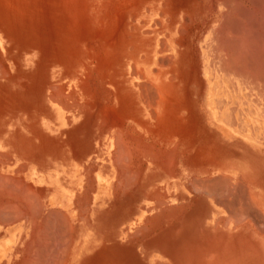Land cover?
Listing matches in <instances>:
<instances>
[{"label": "rangeland", "instance_id": "1", "mask_svg": "<svg viewBox=\"0 0 264 264\" xmlns=\"http://www.w3.org/2000/svg\"><path fill=\"white\" fill-rule=\"evenodd\" d=\"M263 2L0 0V39L3 43L0 46V67L7 72V76H3L5 73L2 70L3 77L0 76V96H7L4 99H7V105L11 108L24 106L25 111L27 107L36 112L42 104L41 110L44 111L41 115L16 114L8 117L11 116L15 122L20 123L25 122L24 120L32 123L44 121L46 128L51 131L48 136L62 140L65 155L76 158L77 148H85L88 151L87 160L94 165L97 172L102 166L103 140L106 137L110 142L109 145L105 144L107 154L111 145V149H115L118 154L119 144H116L123 143V148L127 149L126 155L129 151V159L133 156L135 140L134 137L130 140L128 136L135 135L133 128L137 124L144 128L143 143L148 153L157 154V150L159 155L162 153L165 157L166 149L160 144H154V139L151 138V135L158 131L153 130L150 125L173 123L177 136L182 134L184 124L204 123L207 80L214 91L223 88L236 97H243L252 109L259 108L264 115V57L262 64L259 61L256 65L260 68L259 71L256 66L253 67L254 74H250V70L242 71L240 66L235 68L243 73L242 76H229L231 72L227 71L232 70L233 66L230 61L227 63L225 49L218 42L219 38L225 37L227 28L229 31L236 28L237 16L246 15L254 7L261 8ZM153 38L155 39L152 48ZM204 38H207V41L203 42ZM256 73H259V77ZM255 74L260 81L256 80ZM149 84L152 87L146 89ZM148 89L150 90L147 91ZM145 95L150 96L147 98ZM49 105L61 108L60 113L57 115L51 112ZM108 122L110 127L112 123L113 126L104 131L108 129ZM125 128L127 130H123ZM115 131L121 134V139L117 140ZM31 133L36 134V131ZM2 134L7 133L3 131ZM113 138L121 142H116ZM144 144L143 150L146 152ZM148 145L151 146V151ZM174 147V164L169 162L163 167L161 161L159 165L152 162L143 163L144 177L137 181L139 185L143 182L144 190H134V162L113 163L112 155L111 165L116 172L113 181L117 182L114 184L115 190L124 193L127 206L132 208L122 212L123 222L131 226L126 232L128 252L137 256V260H132V264H264V210L258 212L254 196L251 201L247 190H219L220 193L215 190L219 195L215 194L214 190H206L205 194V182L200 187L201 179L198 177V171L194 170L191 175V188L183 190L184 164L181 162V155H178L182 148L181 142L175 139ZM144 152V156L150 158L149 154ZM132 158L130 160H133ZM119 166L122 168L121 174L126 173L123 178L119 177ZM155 167L159 171V178L147 177L146 172ZM105 178L109 181L106 189L109 190L112 177ZM188 181L187 179L185 182ZM195 182L200 184L196 185L199 188L194 187ZM68 183L66 182V185ZM127 184L131 189L128 186L126 188ZM124 189L128 190L124 192ZM211 195L214 196L213 200ZM238 195L242 199L248 198L249 206L250 203L252 205L250 211L237 212L244 214L242 216L245 217L241 216L244 220L240 217V222L246 225L231 226L228 217L233 213L232 200L237 205L236 202L241 199ZM140 199L141 203L138 202ZM245 202L247 203V200ZM245 202L242 204L246 206ZM239 204L241 205V202ZM247 212H251V217ZM138 214L142 217L139 219V225L135 227L134 221ZM219 214L223 215V226H216L214 223ZM95 217L102 218L101 215ZM150 220L153 225H149ZM250 221L251 223H248ZM140 226L144 228L143 237L139 233ZM135 233L138 238L133 235ZM141 238L143 242L140 241Z\"/></svg>", "mask_w": 264, "mask_h": 264}, {"label": "crops", "instance_id": "2", "mask_svg": "<svg viewBox=\"0 0 264 264\" xmlns=\"http://www.w3.org/2000/svg\"><path fill=\"white\" fill-rule=\"evenodd\" d=\"M225 94L229 97L230 101L232 100L233 102L224 109L223 114L225 122H217L209 117L208 112L210 107H208L205 101L204 123L194 125L184 124L182 126L183 132L181 135L179 134L176 136V126L173 123L167 122L150 125L153 127V130L158 131L151 135L152 140L154 139V144H160L161 147L165 148L166 152L170 155L165 153V157L168 156L171 160L168 157L166 160L162 154L161 158L163 159L160 160L158 151L157 155L153 154V157L157 160L159 159L161 162L164 159L165 161L163 162H168V159L169 162L176 161V154L174 153L171 155L170 153L175 152L174 142L175 139H177L178 142H181L182 146L178 155H181V162L184 164L183 190H189L191 188L190 179L192 170H194L195 172L198 171V177L201 179V187L203 182H205V184H207V182L209 183L207 184L208 188L206 187L205 190H230L229 186H233V189L231 187L232 190H242L244 188L247 190L252 200L254 196V201L257 205L256 208L258 210H264V127H260L259 131L256 132V128H253L251 124H244L242 121L243 117L245 115H252L255 111V107L252 109V106L247 105V101L241 99L243 97H236L235 94L228 91H226ZM224 97L225 96H223L222 99H224ZM4 98H7V96H0V178H4L0 179L2 181L1 184L3 183V186L0 185V264H31L30 262H32V264H59L60 261L61 264H132V260H137V256L128 252L126 246V232L131 226L123 222L122 214L123 211L132 208L127 206V198L122 194L121 190L118 192V190L114 189L115 182L113 180L116 172L111 165L112 155L115 158L119 157L121 154L118 155L115 149L112 150V145L108 147L107 154L105 144L108 143L109 145L110 142L107 141V137L104 138L102 166L97 172L100 173L103 178L112 177V181L109 190H95L94 177L97 172L94 165L87 160L88 151L85 148H77L78 156L73 159L71 157L69 158V156H67L68 154L65 155L62 149V140L48 136L51 135V131L46 128L44 121L32 123L24 120L25 122L20 123L15 122L14 118L11 117L16 114L41 115L44 114V111L39 108L34 112L27 107L25 111L24 106H13V108H11L7 105V99ZM22 104L23 103H21V105ZM258 111L260 115L263 116V112H261L259 108ZM218 114L220 115L219 112ZM9 115L11 116L8 117ZM109 125L110 124L107 125L108 129H104V131L110 130ZM140 126L141 125L137 124L135 128H133V130H135L134 137L137 142L136 144L140 142L139 146H135L136 152H141L143 148L144 128ZM123 130L127 129L125 128ZM3 131L7 134H2ZM32 131H36V134H32ZM171 148H173L172 152H170ZM119 149L123 150L124 148H120L119 145ZM123 152L122 157L120 156V164L127 162L125 150H123ZM136 152L135 155L137 156H134L133 160L129 161L136 163H134L136 180H142L144 177V171L142 169L143 162H152L154 158L151 156V158L147 159L146 156H142L143 153L140 155V152L139 154ZM118 153H120V151ZM119 159H114V161L117 160L116 162H118ZM157 160L152 163H156ZM120 171L122 172L121 167H119L118 173H120L119 177H123V173L121 174ZM146 176L152 179H158L159 171L157 167H155V169L152 168L150 172H146ZM217 176L219 177L218 179H216ZM223 178L227 179V183ZM187 179L189 180L188 184L185 182ZM207 179H212V181H208ZM213 180L218 182V184ZM219 180L222 183H220ZM68 181L74 183L80 181V186L66 185ZM9 183H11L10 187L12 185L11 189H9ZM17 184L20 187H18ZM227 184L229 186H227ZM135 186L134 190H144L142 181L140 185L139 182L136 181ZM3 187L6 188L4 189ZM22 188L24 190H22ZM14 189H16V191ZM17 189L21 194L26 195L25 198H27L28 195H33V197L29 196V199H25ZM151 190H153V187ZM167 190L169 189L167 188ZM114 194H116V196ZM24 199L25 201L21 205L23 201L20 202L19 200ZM13 201H15V203ZM16 201L20 202L21 206L19 209L14 208L17 206L16 203H18ZM8 202L14 203V205ZM138 202L141 203V199ZM136 203L137 202H135V204ZM239 203L238 200L237 206L232 200L231 210L233 213H231L232 215L229 218L231 226L246 225L243 222H239L240 217L238 216H242V214H237V212L240 210L241 212L245 211V208H241L244 202H242L240 206ZM5 204L6 209L8 207L7 211L4 208ZM9 207L16 212L14 210L13 212L10 211ZM17 207H19V205ZM29 208H32V210L37 212L40 216L34 212H29L28 210L31 211ZM246 210H248V207ZM14 212H18V214H14ZM58 213L62 215L59 216ZM23 214L26 216H22ZM56 214L59 220L62 217V221H64L63 219H65V221L62 223L57 220ZM234 214L237 217H235ZM97 215H101L102 218H96L95 216ZM138 215L139 216L136 215L137 217L134 221L135 227L139 225V219L142 217L141 214ZM34 216H36L35 219ZM217 216L219 218L215 219V225L222 226L223 215L219 214ZM45 217L47 221L46 219L41 221ZM247 220H249V218ZM149 225H153L152 220ZM50 226L53 227L51 228ZM56 226L60 229L58 230ZM66 226L69 227L68 230ZM47 230H49V233ZM51 230H53L54 233ZM57 232L59 234H57ZM141 232L143 233H140V235L143 237L144 228L141 229ZM37 239L42 243L38 244ZM57 240L58 242H56ZM140 241L143 242V238H141ZM151 241L153 240L151 239ZM41 245L43 246L41 247ZM61 246L64 247L62 248ZM39 247L40 250L37 249ZM27 248L29 252H27ZM33 248L35 250L37 249V252H35ZM63 250H65L66 253ZM33 251L35 253H33ZM54 256H56L55 259ZM52 259L54 261H52Z\"/></svg>", "mask_w": 264, "mask_h": 264}, {"label": "bare ground", "instance_id": "3", "mask_svg": "<svg viewBox=\"0 0 264 264\" xmlns=\"http://www.w3.org/2000/svg\"><path fill=\"white\" fill-rule=\"evenodd\" d=\"M257 1V0H256ZM260 1V0H259ZM262 1V0H261ZM264 1V0H263ZM50 2H52V1H50ZM237 3V2H236ZM48 4V3H47ZM105 5V4H104ZM122 5V4H121ZM262 6H263V8H262V6H261V8L259 7V8H253L252 10H250V12H246L247 14L246 15H241L240 17L239 16H237L236 17V19H237V26H236V28L235 29H232V30H228L229 28H227V30H226V34H225V37H221V38H219L220 40L218 41V42H220V44H221V46H222V48H224L225 50H224V52H225V56H227V63H228V61H230V65L232 64V66H233V68H231L232 70H229V71H227V72H231V75H229V76H235V77H240V76H242V72H239L238 71V69L237 68H239L240 66V68L242 69V71L243 70H245L244 72H249L248 70H250L251 72H249L250 74L252 73V71L254 70V68L253 67H255L256 65H258L257 63L260 61L261 62V60H262V58L264 57V2H263V4H261ZM54 6V5H53ZM109 6V5H108ZM109 9V8H108ZM119 9V8H118ZM126 9V8H125ZM246 9V8H245ZM245 9H243V10H245ZM250 9V8H249ZM237 11V10H236ZM118 12V11H117ZM237 12H239V11H237ZM241 12V11H240ZM106 13V12H105ZM242 13V12H241ZM100 15H102V14H100ZM103 17V16H102ZM105 17V16H104ZM103 17V18H104ZM120 17V16H119ZM118 17V18H119ZM121 18H123V17H121ZM183 18V17H182ZM107 19V18H106ZM234 19V18H233ZM108 20H109V18H108ZM111 20V19H110ZM116 20V19H115ZM118 20V19H117ZM116 20V21H117ZM132 20V19H131ZM188 20V19H187ZM186 20V21H187ZM107 22V21H106ZM184 22V21H183ZM234 22H235V20L233 21V24H234ZM105 23V22H104ZM109 22H107V24H108ZM119 23H120V21H119ZM185 24V23H184ZM100 25V24H99ZM189 25H191V24H189ZM188 25V26H189ZM232 27H234L233 25H231ZM101 27V26H100ZM115 27V26H114ZM112 31V30H111ZM112 33V32H111ZM146 33V32H145ZM210 33V32H209ZM117 34H118V32H117ZM152 34H154V33H152ZM211 34V33H210ZM113 38V37H112ZM154 39L155 38H153V40H152V48L154 47ZM213 39V38H212ZM114 41V40H113ZM178 41V40H177ZM205 41H207V38H204L203 39V42H205ZM112 42V41H111ZM115 42V41H114ZM180 42V41H179ZM1 43H2V39H0V46H1ZM161 43V42H160ZM178 43V42H177ZM3 44V43H2ZM179 44V43H178ZM111 45V44H110ZM179 46V45H178ZM219 46V45H218ZM162 46H160V48H161ZM221 48V49H222ZM203 49V48H202ZM165 58V57H164ZM160 59V58H159ZM168 59V58H167ZM164 60V59H163ZM166 60V59H165ZM169 60V59H168ZM161 61V60H160ZM264 61V60H263ZM262 61V62H263ZM164 62V61H163ZM206 62V61H205ZM223 62V61H222ZM262 62H261V64H262ZM160 63V62H159ZM165 63V62H164ZM219 63H221V62H219ZM226 63V62H225ZM163 64V63H162ZM229 64V63H228ZM193 65V64H192ZM220 65V64H219ZM230 65H228V66H230ZM259 65H260V63H259ZM263 65V69H264V63L262 64ZM1 66V65H0ZM235 67H237V68H235ZM257 67V66H256ZM1 69H0V76L1 77H3V76H7V72L5 73V70H4V68L3 67H0ZM3 68V69H2ZM244 68V69H243ZM258 68V67H257ZM262 69V70H263ZM2 70H4L3 72L5 73L3 76H2V74H3V72H2ZM258 71L260 70V68H258L257 69ZM256 70V71H257ZM8 71V70H7ZM136 71H137V69H136ZM153 71H154V69H153ZM264 71V70H263ZM239 72V73H238ZM197 73V72H196ZM242 73V74H241ZM249 73H247V74H249ZM252 74H254V73H252ZM257 75H258V77H259V73H256ZM256 74L254 75V77L256 76ZM261 74H263V72L261 73ZM253 76V75H252ZM139 77V76H138ZM228 77V76H227ZM254 77H253V79H254ZM261 77V76H260ZM88 78V77H87ZM256 78V77H255ZM148 79V78H147ZM248 79V78H247ZM22 79H20V81H21ZM251 80H252V77H251ZM256 80H258L257 78H256ZM264 80V79H263ZM263 80H261V81H263ZM23 81V80H22ZM148 81H149V79H148ZM218 81V80H217ZM258 81H260V80H258ZM223 82V81H222ZM17 83V82H16ZM140 85V84H139ZM141 85H142V83H141ZM143 85H146V84H143ZM150 85V84H149ZM263 85H264V83H263ZM81 86V85H80ZM219 86V85H218ZM228 86V85H227ZM140 87V86H139ZM149 87H152L151 85L150 86H147L146 87V89L147 88H149ZM207 87H208V89H207V92L205 93V101L207 102V105H208V107H210V109H209V112H208V114H209V117H211L213 120H215V121H217V122H225V119H224V114H223V112H224V109H225V107H227V106H229L231 103H233L232 102V100L230 101V99H229V97L228 96H226V94H225V90L223 89V88H221V89H218L217 91H214V88H212L211 86H210V81H208L207 80ZM232 87V86H231ZM50 88H52V87H50ZM142 88V87H141ZM140 88V89H141ZM263 88H264V86H263ZM54 89V88H53ZM52 89V90H53ZM150 89H152V88H150ZM150 89H148L147 91H149ZM55 90V89H54ZM58 90V89H57ZM153 90V89H152ZM230 90V89H229ZM233 90V89H232ZM62 91V90H61ZM93 91V90H92ZM142 91H144V90H142ZM147 91H145V92H147ZM155 91V90H154ZM153 91V92H154ZM264 91V90H263ZM140 93H141V90L139 91ZM151 92L152 91H150L149 93L151 94ZM156 92V91H155ZM235 92V91H234ZM148 93V94H149ZM56 94V93H55ZM61 94L62 93H60V96H61ZM145 94V93H144ZM147 94V93H146ZM155 94V93H154ZM243 95V94H242ZM60 96H59V98H60ZM67 96V95H66ZM147 98L150 96V95H145ZM223 96H225L224 97V99H222L223 98ZM50 97V96H49ZM62 97V96H61ZM91 97V96H90ZM96 97V96H95ZM56 98V97H55ZM68 98V97H67ZM144 98V97H143ZM147 98H145V99H147ZM150 98H152V96L150 97ZM158 98V97H157ZM157 98H155V100L157 99ZM232 98V97H231ZM250 98V97H249ZM98 99V98H97ZM242 100L244 99L245 101H247V99H245V98H241ZM53 100V99H52ZM63 100V99H62ZM140 100H142L141 98H140ZM152 100V99H151ZM264 100V99H263ZM149 101V100H148ZM147 101V102H148ZM238 101V100H237ZM240 101V100H239ZM250 101V100H249ZM142 102V101H141ZM149 102H151V101H149ZM61 103V102H60ZM144 103V102H143ZM154 103V102H153ZM72 104V103H71ZM148 104V103H147ZM249 104V102L247 101V105ZM244 105V104H243ZM242 105V106H243ZM41 106H42V104L40 105V109H41ZM49 106H51L50 107V111L51 112H53V113H56L57 115H58V113H60V110H61V108H59V107H57V106H54V105H49ZM152 106V105H151ZM249 106H251V105H249ZM66 107V106H65ZM64 107V108H65ZM108 107V106H107ZM147 107V106H146ZM68 107H66V109H67ZM254 108V107H253ZM96 109V108H95ZM111 109V108H110ZM109 109V110H110ZM150 111H152V110H150ZM99 112V111H98ZM106 112V111H105ZM113 112H114V110H113ZM218 112L220 113V115L218 114ZM87 113V112H86ZM93 113V112H92ZM103 113V112H102ZM101 113V114H102ZM111 113V112H110ZM152 113H153V111H152ZM105 114V113H104ZM109 115V114H108ZM107 115V116H108ZM106 116V115H105ZM113 116V115H112ZM153 116V115H152ZM219 116V117H218ZM87 119H88V117H86ZM105 118H107V117H104V119ZM152 118V117H151ZM110 120H108L109 122L110 121H112L111 120V118H109ZM112 119H113V117H112ZM85 120V119H84ZM115 120V119H114ZM105 121V120H104ZM243 123L244 124H251V126H253V128H256V132H258L259 131V128L260 127H264V115L262 116V115H260V113H259V111H258V109H255V111H254V113L252 114V115H245L244 117H243ZM85 122V121H84ZM109 122H108V124H109ZM121 122V121H120ZM111 123V122H110ZM117 123H118V121H117ZM100 124H101V122H100ZM104 124H105V122H104ZM108 124H106V125H108ZM120 124H122V123H120ZM124 124V123H123ZM111 125V124H110ZM110 125H109V127H110ZM112 126H113V123H112ZM111 126V127H112ZM100 127H102V126H100ZM110 127V128H111ZM106 128V127H105ZM85 129V128H84ZM232 130V129H231ZM103 132V131H102ZM101 132V133H102ZM115 132H117V131H115ZM236 132V131H235ZM126 133V132H125ZM127 133H128V131H127ZM126 133V134H127ZM260 133V132H259ZM126 134H124V136L126 135ZM119 135H121L120 133L118 134V132H117V136H118V138H117V140L118 139H121V138H119ZM128 135V134H127ZM123 136V137H124ZM131 136H132V138H131ZM121 137V136H120ZM122 137V138H123ZM128 137H130V140L131 139H133V135H129ZM128 137H126V138H128ZM137 137V136H136ZM263 138V137H262ZM116 142H121V140H119V141H117L115 138H113ZM123 140H125L124 138H123ZM122 140V141H123ZM134 140H136L135 139V137H134ZM139 140V139H138ZM137 140V141H138ZM115 141H113V142H115ZM126 142H127V140H126ZM129 142V141H128ZM124 143H125V141H124ZM132 143H133V140H132ZM137 142L135 141V146L136 145H138L139 146V143L138 144H136ZM258 143V142H257ZM113 144H115V143H113ZM118 144L120 145V148H122L123 149V147L121 146V145H123V143L122 144H120V143H117L116 145L118 146ZM129 144V143H128ZM144 144V143H143ZM141 145V144H140ZM147 145V144H146ZM152 145V144H151ZM123 146H125V145H123ZM128 147H129V145H127ZM134 146V147H135ZM137 146V147H138ZM149 146V145H148ZM116 147V146H115ZM134 147H132V149L134 148ZM136 147V148H137ZM151 146H149V150L151 149L150 148ZM153 147V146H152ZM158 147V146H157ZM118 148V147H117ZM116 148V149H117ZM141 148H142V146H141ZM144 148H145V151L148 153V150L146 149L147 147H145V144H144ZM119 149V148H118ZM117 149V150H118ZM126 148L124 147V149L123 150H125ZM137 149H139V148H137ZM154 149V148H153ZM174 149H175V147H174ZM123 150H121V149H119V151H120V153H118V155H120L121 157H122V155H123ZM127 150V149H126ZM125 150V152L127 153V151ZM128 150H129V148H128ZM131 150V149H130ZM140 150V149H139ZM142 150H143V148L141 149V152H140V155H141V153H143L144 152V150H143V152H142ZM155 150H156V148H155ZM162 150V149H161ZM171 151L170 152H172V150H173V148H171L170 149ZM122 151V152H121ZM137 151V150H136ZM135 150H134V153H133V156H131L130 157V159L133 157L134 158V156H137V155H135V152H136ZM151 151V150H150ZM116 152V151H115ZM132 152V151H131ZM139 152H136V153H138L139 154ZM146 152H144V153H146ZM156 153H157V150L155 151ZM117 153V152H116ZM175 152H173V153H170L171 155H173ZM115 154V153H114ZM149 154V153H148ZM160 154H162V153H160ZM166 154H168L169 155V153H167L166 152ZM126 155V154H125ZM127 155H129V151H128V154ZM126 155V159L128 160L129 159V156H127ZM155 155V154H154ZM154 155H150L149 154V156H150V158H151V156H152V158H154V160L153 161H156L157 159L155 158V157H153ZM157 155V154H156ZM163 156H164V154H162ZM119 156V157H120ZM139 156V155H138ZM142 156H144V154H142ZM148 156V155H147ZM170 156V155H169ZM119 157H115L114 159H119ZM121 157H120V159H119V164H120V160H121ZM141 157V156H140ZM139 157V158H140ZM158 157H160L159 159L160 160H162L163 158H161V155L160 156H158ZM157 157V158H158ZM168 156H166L165 157V159L167 158ZM132 158V159H133ZM168 158H170V157H168ZM173 158V157H172ZM125 159V158H124ZM129 159V160H130ZM135 159H137V158H135ZM156 159V160H155ZM159 159L157 160V164L159 165V163H160V161H159ZM165 159L163 160V161H165ZM7 160V159H6ZM123 160V159H122ZM129 160L127 161L128 163H129ZM146 160V159H145ZM167 160V159H166ZM170 160H171V158H170ZM117 161V160H116ZM116 161H113V163H115ZM152 161V162H153ZM158 161H159V163H158ZM162 161V162H163ZM175 161V160H174ZM174 161H171V165L172 164H174V163H172V162H174ZM121 162H123V161H121ZM142 162V161H141ZM161 162V163H162ZM168 162H169V159H168ZM168 162L166 161L165 163L163 162L162 164H163V167H164V165L167 163L168 164ZM176 162V161H175ZM126 163V162H125ZM128 163H127V165H128ZM135 163V162H134ZM144 163V162H143ZM155 163V162H154ZM118 164V163H117ZM116 164V165H117ZM123 164V163H122ZM136 164V163H135ZM135 164H133V166L135 165ZM139 164V163H138ZM142 164V163H141ZM162 164H160V165H162ZM195 164V163H194ZM126 165V164H125ZM170 165V164H169ZM168 165V166H169ZM118 166V165H117ZM116 166V167H117ZM121 166V165H120ZM119 166V167H120ZM131 166V165H130ZM139 166V165H138ZM168 166H167V168H168ZM175 166V165H174ZM118 167V168H119ZM122 167H123V165H122ZM132 167V166H131ZM130 167V168H131ZM140 167V166H139ZM138 167V168H139ZM166 167V166H165ZM171 167V166H170ZM172 168H173V166H172ZM20 169V168H19ZM123 169H124V167H123ZM126 169H127V167H126ZM143 169V168H142ZM166 169V168H165ZM164 169V170H165ZM170 169V168H169ZM121 170V169H120ZM135 170V169H134ZM163 170V169H162ZM172 170H174V168L172 169ZM171 170V171H172ZM128 171H130V170H128ZM136 171H137V169H136ZM140 171V170H139ZM169 171V170H168ZM16 172V171H15ZM121 172V171H120ZM141 172V171H140ZM165 172H167V170L165 171ZM134 173V172H133ZM170 173H172V172H170ZM120 174V173H119ZM123 174H125L126 175V173H123ZM130 174H131V172H130ZM141 174V173H140ZM132 175V174H131ZM136 175V174H135ZM121 177V176H120ZM127 176H125V178H126ZM129 177V176H128ZM139 177V176H138ZM221 177V176H220ZM3 178V177H2ZM2 178H0V179H2ZM119 178V177H118ZM123 178V177H122ZM124 178V179H125ZM131 178H132V176H131ZM215 178V177H214ZM213 178V179H214ZM219 177L217 176V178L216 179H218ZM226 178V177H225ZM4 179V178H3ZM94 179H95V187H96V190H106V189H108V185H109V181L106 179V178H103L99 173H96L95 174V177H94ZM116 179V178H115ZM124 179H123V181H124ZM130 179V178H129ZM221 179V178H220ZM224 179V178H223ZM6 180V179H5ZM16 180V179H15ZM127 180H128V178H127ZM127 180L125 181V183L127 182ZM136 179H135V177H134V179H133V181H135ZM208 181H212V179L211 180H209V179H207ZM215 180V179H214ZM213 180V181H214ZM225 180V182L227 181V179H224ZM14 181V180H13ZM18 181V180H17ZM21 181V180H20ZM119 181V180H118ZM137 181V180H136ZM191 181L193 182V180L191 179ZM221 181H223V180H221ZM1 180H0V185H2L1 184ZM69 182V183H68ZM67 183V185H75V186H77V185H79L80 184V181H78V183H74V182H70V181H68ZM120 182V181H119ZM119 182H118V184H119ZM130 182V181H129ZM129 182H128V184H129ZM132 182V181H131ZM197 182H199V181H197ZM214 182H216V181H214ZM213 182V183H214ZM219 182H220V180H219ZM240 182V181H239ZM7 183V182H6ZM21 183H22V181H21ZM21 183H20V185H21ZM115 183H117V182H115ZM114 183V184H115ZM196 183V182H195ZM212 183V184H213ZM217 184H218V182H216ZM220 183H222V182H220ZM227 183V182H226ZM226 183H224V184H226ZM236 183H238V182H236ZM235 183V184H236ZM10 184L11 183H9V187H10ZM14 184V183H13ZM16 184V183H15ZM19 184V183H18ZM18 184H17V186H18ZM23 184V183H22ZM108 184V185H107ZM117 184V185H118ZM121 184H124V183H121ZM126 185V188H127V186L131 189V187L129 186V185ZM131 184V186H132V183H130ZM133 184H136V183H133ZM187 184H188V182H187ZM190 184H192V183H190ZM198 183H196V184H194V187L197 185ZM205 184V183H204ZM207 184H209L208 182H207ZM207 184H205V185H207ZM215 184V183H214ZM244 184V183H243ZM7 185V184H6ZM24 185V184H23ZM23 185H22V187H23ZM116 185V184H115ZM198 185H200V184H198ZM216 185V184H215ZM240 185V184H239ZM238 185V186H239ZM245 185V184H244ZM3 186V185H2ZM4 186H5V184H4ZM135 186V185H134ZM193 186V185H192ZM203 186V185H202ZM211 186H213V185H211ZM211 186H210V188H211ZM218 186H221V185H218ZM227 186H229L228 184H227ZM235 186V185H234ZM237 186V187H238ZM241 186H242V184H241ZM7 187V186H6ZM5 187V188H6ZM18 187H20V186H18ZM25 187V186H24ZM136 187V186H135ZM201 187V186H200ZM208 188V185L207 186H205V188ZM230 187V190H232L233 189V186H229ZM229 187H228V189H229ZM231 187H232V189H231ZM244 187V186H243ZM4 188V187H3ZM3 188H1V189H3ZM4 188V189H5ZM12 188V185H11V187L9 188V189H11ZM15 188H16V185H15ZM121 188V187H120ZM123 188H124V185H123ZM122 188V189H123ZM196 188H199V186L197 187L196 186ZM240 188H242V187H240ZM20 189V188H19ZM26 189V188H25ZM114 189H115V187H114ZM119 189V188H118ZM193 189V188H192ZM191 189V190H192ZM202 189V188H201ZM235 189H236V187H235ZM239 189V188H238ZM244 189V188H243ZM241 190V191H244V190ZM15 191H16V189H14ZM18 190V189H17ZM22 190H24L23 188H22ZM117 190V189H116ZM125 190H128V189H124L123 191L125 192ZM198 190V189H197ZM207 190V189H206ZM205 190V191H206ZM220 190V189H219ZM218 189H217V191L220 193V191H219ZM3 191V190H2ZM5 191V190H4ZM9 191V190H8ZM19 191V190H18ZM85 191V190H84ZM155 191H157V190H155ZM208 191V190H207ZM207 191L206 192H204L205 194L207 193ZM209 191H211V190H209ZM208 191V192H209ZM236 191V190H235ZM234 191V192H235ZM1 192V191H0ZM118 192H119V190H118ZM194 192V191H193ZM215 194H218L215 190L213 191ZM233 192V193H234ZM237 192V191H236ZM19 193H20V191H19ZM83 193V192H82ZM123 193V192H122ZM157 193V192H156ZM231 193V192H230ZM232 193V194H233ZM248 193V192H247ZM21 194V193H20ZM19 194V195H20ZM124 194V193H123ZM154 194H155V192H154ZM153 194V195H154ZM196 194V193H195ZM194 194V195H195ZM209 195H210V193H208ZM222 194V193H221ZM242 194H244V193H242ZM241 194V197L243 196ZM245 194H246V192H245ZM244 194V195H245ZM249 194V193H248ZM22 196H24V198L26 197V195H23V194H21ZM21 195H20V197H21ZM115 196H116V194H114ZM153 195H151V196H153ZM199 195V194H198ZM204 195V194H203ZM219 195V194H218ZM233 195H235V194H233ZM29 196H31V195H28V197ZM113 196V195H112ZM150 196V195H149ZM197 196V195H196ZM212 196V195H211ZM221 196V195H220ZM236 196V195H235ZM234 196V197H235ZM239 196V195H238ZM248 197L250 196V195H247ZM27 197V198H28ZM31 197H33V195L31 196ZM141 197H143V196H141ZM213 197V198H212ZM211 198H212V200L214 199V196H212ZM219 197V196H218ZM240 196H239V198H241ZM27 198H25V199H27ZM151 198V197H150ZM155 198V197H154ZM164 198V197H163ZM215 198H217V197H215ZM251 198V197H250ZM21 199H23V198H21ZM25 199L24 200H19L20 202L21 201H23V202H21V205H22V203H24V201H25ZM29 199V198H28ZM31 199V198H30ZM113 199V198H112ZM147 199V198H146ZM237 199V197L235 198V200ZM247 200V202H248V204L245 202L246 200ZM245 199H244V197H243V199L241 198L240 200H239V202H241V200H245L244 202L246 203V206L249 208L252 204L250 203V206H249V201H248V198H246L245 197ZM14 200V199H13ZM17 200V199H16ZM150 200H152V199H150ZM155 200H157L158 201V199H156L155 198ZM216 200V199H215ZM217 200H219V198L217 199ZM19 201H16V202H18V203H16L17 204V206L19 205V207H17V206H15L14 208L15 209H19L20 208V202ZM220 201V200H219ZM219 201H216V202H218L219 203ZM221 201H222V199H221ZM251 201H253L252 199H251ZM14 203H15V201H13ZM76 202V201H75ZM216 202H214V203H216ZM235 202V201H234ZM243 202V201H242ZM241 202V203H242ZM255 202V201H254ZM254 202H253V204H254ZM9 203V202H8ZM7 203V204H8ZM14 203H9V204H13L14 205ZM164 203V202H163ZM221 203H223V202H221ZM237 203V202H236ZM4 204V203H3ZM8 204V205H9ZM157 204V203H156ZM156 204H154V205H156ZM161 204V203H160ZM217 204V203H216ZM215 204V205H216ZM220 204V203H219ZM224 204V203H223ZM222 204V205H223ZM225 204H226V202H225ZM7 205V206H8ZM39 205V204H38ZM37 205V206H38ZM180 205V204H179ZM23 206H24V204H23ZM85 206V205H84ZM157 206H159V202H158V204H157ZM156 206V207H157ZM178 206V205H177ZM187 206V205H186ZM220 206V205H219ZM225 206V205H224ZM223 206V207H224ZM226 206H227V204H226ZM238 206V205H237ZM239 206H240V204H239ZM245 205H241V208L243 207V208H245L244 210H245V212H246V208L247 207H244ZM255 206V205H254ZM13 207V206H12ZM78 207V206H77ZM164 207H165V204H164ZM180 207V206H179ZM222 207V206H221ZM257 207V206H256ZM5 209H6V204H5V207H4ZM3 208V209H4ZM33 208V207H32ZM32 208H29V209H31V211L30 210H28L29 212H34L33 210H32ZM166 208V207H165ZM226 209H227V207H225ZM225 208H223V209H225ZM238 208V207H237ZM240 208V207H239ZM7 209H8V207H7ZM7 209H6V211H7ZM225 209V210H226ZM228 209H229V207H228ZM252 209V208H251ZM9 210L10 211H12L13 212V210H11L10 209V207H9ZM8 210V211H9ZM26 210V209H25ZM237 210H239V209H237ZM243 210V211H244ZM258 210V209H257ZM15 211V210H14ZM18 212H20L19 210H17ZM146 211V210H145ZM167 211V210H166ZM183 211V210H182ZM181 211V212H182ZM241 211V210H240ZM239 211V212H240ZM247 211H250V208H249V210H247ZM252 211V210H251ZM256 210H254V212H255ZM4 212V211H3ZM2 212V213H3ZM11 212V213H12ZM16 212V211H15ZM14 212V214H18V212L17 213H15ZM39 212H41V211H39ZM160 212H162V210L160 211ZM179 212V211H178ZM230 212V211H229ZM254 212H253V214H254ZM257 212V211H256ZM255 212V213H256ZM258 212H260V210L258 211ZM7 213V212H6ZM10 213V214H11ZM24 213V212H23ZM34 213H36V214H38L37 212H34ZM33 213V214H34ZM56 213V212H55ZM244 213V212H243ZM248 213V215H250L251 214V212H247ZM250 213V214H249ZM22 214V213H21ZM50 214V213H49ZM54 214V213H53ZM59 214V213H58ZM163 214V213H162ZM229 213L227 212V215H228ZM238 214V213H237ZM259 214V213H258ZM257 214V215H258ZM39 215V214H38ZM51 215V214H50ZM62 215V214H61ZM60 214H59V216H61ZM158 215V214H157ZM175 215H176V213H175ZM180 215V214H179ZM230 215H232V214H230ZM235 215V214H234ZM242 215H244V214H242ZM261 216H262V214H260ZM13 216H15V215H13ZM22 216H26V215H22ZM40 216V215H39ZM38 216V217H39ZM48 216V215H47ZM56 216H57V214H56ZM55 216V217H56ZM156 216V215H155ZM176 216H178V215H176ZM3 217V216H2ZM30 217V216H29ZM35 217L36 216H34V219H35ZM50 217V216H49ZM179 217H181V216H179ZM235 217H237L236 215H235ZM238 217H241L240 215L238 216ZM242 217H245V216H242ZM242 217H241V219H242ZM246 217H247V215H246ZM250 217H251V215H250ZM255 217H256V215H255ZM260 217V216H259ZM263 217V216H262ZM24 218V217H23ZM27 218V217H26ZM33 218V217H32ZM60 218V217H59ZM62 218V217H61ZM60 218V220L58 219V216L56 217V219L57 220H59V221H61L62 223L65 221V219H63L64 221H62V219ZM81 218V217H80ZM173 218V217H172ZM219 218V217H218ZM227 218V217H226ZM228 218H230V217H228ZM227 218V219H228ZM257 218H258V216H257ZM264 218V217H263ZM46 219V221H47V218L45 217L43 220H41V221H44ZM56 219H54V220H56ZM144 219H146V218H144ZM152 219V218H151ZM171 219V218H170ZM174 219V218H173ZM172 219V220H173ZM227 219H226V221H227ZM236 219V218H235ZM252 219V218H251ZM254 219V218H253ZM252 219V220H253ZM260 219H261V217H260ZM25 220V219H24ZM81 220H82V218H81ZM171 220V221H172ZM239 220V219H238ZM242 220H244V219H242ZM241 220V221H242ZM251 220V221H252ZM263 220V219H262ZM10 221V220H9ZM35 221V220H34ZM144 221V220H143ZM174 221V220H173ZM233 221V220H232ZM236 221H237V219H236ZM251 221H250V223H251ZM255 221V220H254ZM25 222V221H24ZM32 222H33V220H32ZM40 222V221H39ZM56 222V221H55ZM58 222V221H57ZM147 223L149 222V221H146ZM146 222H145V224H146ZM165 222V221H164ZM223 222H224V220H223ZM239 222H240V220H239ZM36 223V222H35ZM58 223H60V222H58ZM67 223V222H66ZM144 223V222H143ZM169 223V222H168ZM214 223H216L215 221H214ZM227 223V222H226ZM252 223H254V222H252ZM256 223V222H255ZM261 223V222H260ZM259 223V219H258V224H260ZM262 223H263V221H262ZM61 224V223H60ZM144 224V225H145ZM150 224H151V220H150ZM257 224V223H256ZM65 225V224H64ZM67 225V224H66ZM143 225V226H144ZM233 225V224H232ZM58 226H59V224H58ZM61 226V225H60ZM143 226L141 227H139V229L141 228H143ZM215 226V225H214ZM223 226V225H222ZM51 227V226H50ZM53 227V226H52ZM51 227V228H52ZM65 227V226H64ZM67 227V226H66ZM145 227V226H144ZM252 227H255V226H252ZM262 227V226H261ZM49 228V227H48ZM56 228H57V226H56ZM68 228L69 227H67V230H68ZM70 228H71V226H70ZM259 228V227H258ZM58 230L60 229V228H57ZM56 229V230H57ZM62 229V228H61ZM64 229V228H63ZM140 229V230H141ZM150 229V228H149ZM257 229V228H256ZM50 230V229H49ZM49 230H47L48 231V233H49ZM148 230V229H147ZM257 230H259V229H257ZM52 232H53V230H51ZM54 231H55V229H54ZM65 231V230H64ZM138 231V230H137ZM149 231V230H148ZM260 231V230H259ZM259 231H257V232H259ZM70 232V231H69ZM146 232V231H145ZM150 232V231H149ZM148 232V233H149ZM261 232V231H260ZM31 233V232H30ZM33 233H34V231H33ZM44 233V232H43ZM47 233V232H46ZM51 233V232H50ZM54 233V232H53ZM55 233H56V231H55ZM60 233H62V232H60ZM139 233H143V232H139ZM35 234V233H34ZM41 234V233H40ZM57 234H59L58 232H57ZM63 234V233H62ZM61 234V235H62ZM261 234V233H260ZM36 235V234H35ZM39 235V234H38ZM45 235V234H44ZM43 235V236H44ZM56 235V234H55ZM133 235H135V238H138V237H136L137 235H136V233L135 234H133ZM139 235V234H138ZM52 236V235H51ZM63 236V235H62ZM68 236V235H67ZM67 236H66V238H67ZM131 236H132V234H131ZM33 237L35 238V236L33 235ZM32 237V238H33ZM68 237H70V236H68ZM146 237V236H145ZM31 238V239H32ZM33 238V239H34ZM45 238V237H44ZM49 238V237H48ZM55 238V237H54ZM59 238V237H58ZM62 238V237H61ZM65 238V239H66ZM52 239V238H51ZM64 239V238H63ZM62 239V240H63ZM131 239H133L132 237H131ZM130 239V240H131ZM38 240V239H37ZM54 240V239H53ZM31 241V240H30ZM35 241V240H34ZM50 241H52V240H50ZM60 241H61V239H60ZM68 241V240H67ZM70 241V240H69ZM56 242H58V240L56 241ZM132 242V241H131ZM135 242V241H134ZM31 243H32V241H31ZM31 243H30V245H31ZM39 243H42V242H40L39 240H38V244ZM62 243H63V241H62ZM64 243H66V242H64ZM69 243V242H68ZM71 243V242H70ZM52 244H53V242H52ZM57 244V243H56ZM29 245V244H28ZM29 245V246H30ZM37 245V244H36ZM47 245V244H46ZM59 245H60V242H59ZM29 246H28V248H29ZM33 246V245H32ZM31 246V247H32ZM39 246V245H38ZM43 245H41V247H42ZM68 246V245H67ZM62 247V246H61ZM64 247V246H63ZM62 247V248H63ZM27 248V249H28ZM47 248V247H46ZM59 248V247H58ZM61 248V249H62ZM37 249H39L40 250V247L39 248H37ZM36 249V250H37ZM43 249V248H42ZM56 249V248H55ZM31 250V249H30ZM33 250H35L34 248H33ZM35 250V252H37ZM24 251V250H23ZM43 251V250H42ZM47 251V250H46ZM63 251H65V250H63ZM63 251H62V253H63ZM68 251V250H67ZM27 252H29V249L27 250ZM26 252V253H27ZM31 252V251H30ZM34 251H33V253H35ZM42 253V252H41ZM55 253V252H54ZM57 253V252H56ZM59 253V252H58ZM61 253V254H62ZM65 253H66V251H65ZM27 254H29V253H27ZM46 254V253H45ZM26 255V254H25ZM31 255V254H30ZM34 255V254H33ZM37 255V254H36ZM50 255V254H49ZM58 255H60V254H58ZM63 255V254H62ZM66 255V254H65ZM64 255V256H65ZM29 256V255H28ZM51 257V256H50ZM56 258V256H54V259ZM62 259V258H61ZM60 259V260H61ZM64 259V258H63ZM23 260H24V258H23ZM48 260V259H47ZM57 260H59V259H57ZM25 261V260H24ZM27 261H28V259H27ZM52 261H54L53 259H52ZM56 261V260H55ZM21 262H23V261H21ZM61 262V261H60ZM59 262V264H61ZM31 264H32V262H30ZM23 264V263H22ZM26 264V263H25ZM157 264V263H156ZM159 264V263H158ZM161 264V263H160Z\"/></svg>", "mask_w": 264, "mask_h": 264}]
</instances>
